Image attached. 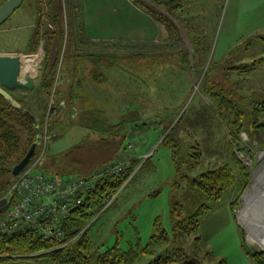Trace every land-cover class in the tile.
I'll return each instance as SVG.
<instances>
[{
    "label": "rangeland",
    "instance_id": "rangeland-1",
    "mask_svg": "<svg viewBox=\"0 0 264 264\" xmlns=\"http://www.w3.org/2000/svg\"><path fill=\"white\" fill-rule=\"evenodd\" d=\"M70 1L72 7L66 6L64 13L68 15V23L72 20V27L78 33L77 48L66 61L67 45H64L62 65L69 67L73 55L78 56L85 50L79 38L80 24L84 15L90 21V12L95 9L102 14L99 17L103 27L99 48L101 51L116 52L112 39L115 34L110 30L111 13L117 8L135 12L131 0ZM138 1L170 18L179 28L181 41H171L169 34L167 37L166 34L160 35L161 28L156 24L155 27L140 25V30H137L141 32L140 35L147 37L150 30L156 42L147 43V39L139 41V38L133 41L150 45L143 49L132 48L128 43L133 42H121L124 46L120 44V47L124 49L118 48L119 52L126 51L121 54L123 61L120 65L126 69L97 67L88 63L86 78L82 85L77 86V93L86 98H77L72 104L64 101L60 108L59 103L54 101L55 94L50 96V115L48 112L45 119L47 136L39 144L36 156L45 145L46 154L53 157L80 144L87 135L100 139V133L92 132L91 125L84 123L86 120L91 123L93 117L107 126L123 122L124 128L117 138L121 140L125 137L126 147L118 160L135 159L141 163L133 174L136 177L119 192L110 208L100 213L90 227L89 233L95 244L105 249L119 242L125 251L131 247L141 251L151 241L155 222L159 219L169 233L171 243L154 246L155 256L168 255L181 248L188 255L197 257L202 264H256L243 247V239L252 248L255 245L250 240V229L240 217V211L246 191L252 186L255 175L264 163V63L260 62L264 58V0H186L185 8L179 12L190 11L199 5L212 11L213 15L208 26H198L197 20L191 18L192 14L188 13L184 18L180 15L182 19L191 18L190 25L196 30L199 40L202 37L204 41L196 49L180 20L149 0ZM36 20L35 11L27 1L24 2L0 26V51H14L10 55H20L23 59V77H31L38 87L44 74L46 56L42 37L35 53L28 50ZM247 28L252 31L247 32ZM144 29L147 30L145 36ZM69 39L70 35L67 34L65 40ZM161 46H164L163 49ZM182 50L192 55L187 64L183 61ZM133 52L143 53V57L134 58ZM152 52L160 54L156 57L150 54ZM28 55H37L34 76L25 71L24 58ZM253 63L256 66L246 73L231 69ZM98 73L106 75L107 79L96 82L93 77ZM69 75L71 71L64 77ZM209 80L220 85L225 93L228 92L226 96L245 115L244 129L238 137L229 126L234 117H230L229 122L225 120L217 105L208 97ZM56 90L57 87L54 93ZM86 92L90 95H86ZM17 96L28 98L29 106L42 117L35 89H27ZM51 114H54V120L63 122L62 127L65 129L57 130L53 136L48 132ZM173 127L174 135L180 138L181 157L190 158L191 155L190 163L199 153L190 171L191 178L229 163L240 179L235 158L245 167L249 176V183L243 190L239 191L240 186L237 185L222 200L209 203L211 212L202 219L198 231L179 237H175L171 222L176 166L170 147L161 144L162 138ZM21 136L24 138V135ZM46 154L43 156V166L49 163ZM19 155L15 156L14 161ZM147 160L146 166L140 168ZM234 201L236 205L232 204ZM17 258L11 264H37L28 255ZM152 260V256L141 254L139 262L145 264Z\"/></svg>",
    "mask_w": 264,
    "mask_h": 264
},
{
    "label": "trees",
    "instance_id": "trees-1",
    "mask_svg": "<svg viewBox=\"0 0 264 264\" xmlns=\"http://www.w3.org/2000/svg\"><path fill=\"white\" fill-rule=\"evenodd\" d=\"M5 1L0 0V5ZM26 1L37 15L36 25L28 46L29 52L35 53L41 37L44 39L46 56L44 74L39 86L35 89L36 101L38 109L42 112V117H39L33 108L29 106L28 98L15 96V100L19 103V105H15L0 92V197H3L12 185L15 178L12 174L14 166L23 159L39 137H41L40 144L47 136L45 119L50 110L48 107L50 96L55 94L54 101L59 105L64 101L72 104L77 98H84L85 96H80L77 93V86L82 85L85 80L88 63L97 67L110 69L121 67L126 69V67L120 65L123 61L121 53L110 51L93 53L83 50L79 53V57L73 55L69 67L68 65H62L64 45H67L66 61L74 53V49L77 48L78 33L72 27L74 26L72 20L68 23V15L64 13L66 6L67 8L68 6L72 7L71 1L24 0V2ZM149 1L180 20L182 28L189 35L195 49L200 44H204L202 37L199 40L196 30L190 25L191 18L182 19L177 13L183 8V1ZM131 2L134 6L141 8L155 20L162 23L168 30L171 41H181L179 28L170 18L140 3L138 0H131ZM67 34L70 35L69 41L65 40ZM79 38L82 42L81 33ZM128 44L135 49L150 46L143 42ZM129 45H126V47ZM161 47L163 49L164 46ZM181 52L183 61L186 64L190 62L192 55L189 51L182 50ZM133 53L134 58L143 57V53ZM150 54L157 57L160 52ZM260 62L264 63V58ZM255 66V63L252 65L242 64L231 69L246 73ZM68 68L71 75L64 77L66 73H70ZM101 75V73H98L93 79L96 82L105 81L107 79L106 75H102L103 78L100 77ZM66 84H69V86L67 87ZM56 87L57 90L54 93ZM207 90L208 97L217 105L225 120L229 122V118L234 117L229 126L232 133L238 137L244 129L245 115L233 105V102L226 96L228 92L225 93L220 85L211 83L209 80ZM61 107L62 105H60ZM26 111L33 114L35 120ZM53 116L54 114H51V126L48 131L52 136L59 129L61 131L65 130L62 127L63 122L59 119L54 120ZM78 122L81 123V121ZM84 123L91 125L92 132L100 133V139L96 140L87 135L80 144L60 154L51 157L47 153L49 163L44 165L41 170L50 178L61 181L71 177H87L94 171L104 169L113 161L120 159L126 147V138L118 140L117 136L124 128V123L120 122L113 126H107L96 117L91 118V123L87 120ZM169 127H166V131ZM174 127L162 138L161 144L170 147L176 166V180L171 196V222L175 237H179L191 231H198L202 219L211 212L212 208L209 203L222 200L225 194L237 185L240 186L239 191L243 190L249 183V176L245 167L235 158V163L238 165L240 172V179H238L236 172L229 163H223L218 168L207 170L191 178L190 171L194 168L199 153L197 157H193L195 160L190 163L191 155H189L190 158L181 157L180 138L174 135ZM21 134L24 135V138ZM110 136L113 137L110 138ZM38 146L35 156L38 154ZM18 154H20L18 159L14 161L15 156ZM50 157L53 159L52 163ZM148 161H145L140 168H144ZM140 163V161L133 159L126 170L109 173L96 181L94 187L84 195L82 203L74 206L68 216L61 222L64 234L63 242L66 243L64 246H60L63 242L59 244L55 239L44 234L43 222L39 220L24 222L18 229L0 233V264H11L12 261L18 260L17 256L23 257L24 255L34 258L37 264H143L139 262L141 254L153 257L152 261L145 264H202L197 257L188 255L181 248L168 255L155 256L154 246L171 243L169 233L163 228L159 219L155 222L151 241L141 251L135 247L125 251L121 248L119 242L105 249H101V246L95 244L94 238L89 233L90 227L100 213H104L110 208L112 203L106 207L107 203L113 197L115 200L119 192L136 177L133 174H135V170ZM186 171L188 172L186 173ZM232 204L236 205V202L234 201ZM243 247L256 264H264V251L252 248L245 242V239H243Z\"/></svg>",
    "mask_w": 264,
    "mask_h": 264
},
{
    "label": "built area",
    "instance_id": "built-area-1",
    "mask_svg": "<svg viewBox=\"0 0 264 264\" xmlns=\"http://www.w3.org/2000/svg\"><path fill=\"white\" fill-rule=\"evenodd\" d=\"M45 145L38 156H34L25 169L13 180L9 191L0 197L8 199L7 206L0 211V233L18 229L24 222H43V232L57 243L64 241L61 222L74 206L82 203L86 192L96 181L109 173L126 170L131 161L112 162L108 167L94 171L87 177H71L57 181L42 172ZM114 197L107 203H112ZM63 242L60 246H64Z\"/></svg>",
    "mask_w": 264,
    "mask_h": 264
},
{
    "label": "crops",
    "instance_id": "crops-1",
    "mask_svg": "<svg viewBox=\"0 0 264 264\" xmlns=\"http://www.w3.org/2000/svg\"><path fill=\"white\" fill-rule=\"evenodd\" d=\"M183 1V8H185V4H186V0H182ZM133 5V3H132ZM134 6V5H133ZM134 11L135 12H131L130 10H119L118 8L113 11L111 13L112 16V24L110 25L111 28L110 30L115 34L113 35L112 39L115 42V49L117 53H124L126 50H118V48H123L120 47V44H122L121 42H133V41H137V38H139L138 40H143L145 41L147 39V43L151 42V41H155L156 42V38H152L151 36V31L149 36H145L147 30H145L144 35L145 37H142L140 35L141 32H138L137 30H140V25L145 26L148 25L149 27H151L153 25V27H155L157 25V27H160V35H164L166 34V37L168 36V31L166 29V27L158 22L157 20H155L150 14H148L147 12H145L144 10H142L141 8H138L136 6H134ZM179 15L182 16V18L188 16V13L191 15V18H194L197 20L198 22V26L204 24V26H208V23L211 22V17L212 15V11H208L205 8H203L202 6H194L190 11H185L183 13L178 12ZM100 16H102V14L97 13V9H95L94 11L90 12V21L87 20L86 16L84 15L83 20L80 24V33L82 35V42L81 46H83L85 48L86 51H90V52H97V51H101L100 50V40L102 36V30L103 27L100 25ZM207 23V24H205ZM156 24V25H155ZM210 25V24H209ZM139 26V27H138ZM201 26V27H202ZM107 29H109V27H105ZM252 31L250 28H247V32ZM159 41V40H158ZM146 43V42H145ZM210 43H209V47H210ZM226 44L223 45V47ZM122 46H124V44H122ZM217 47V46H216ZM124 49V48H123ZM14 51H0V54H12ZM224 53V52H223ZM130 62V61H129ZM24 76V75H23ZM86 78V77H85ZM19 90H24V91H19ZM25 90L27 89H23V88H17L14 89L12 91H9V93H11V95L13 97H18L17 95L19 93L25 92ZM90 92V91H89ZM86 95H90V93L86 92Z\"/></svg>",
    "mask_w": 264,
    "mask_h": 264
},
{
    "label": "water",
    "instance_id": "water-1",
    "mask_svg": "<svg viewBox=\"0 0 264 264\" xmlns=\"http://www.w3.org/2000/svg\"><path fill=\"white\" fill-rule=\"evenodd\" d=\"M23 3L24 0H6L2 5H0V26L12 17V15L23 5ZM17 88L34 90L37 88V85L31 77H23V59L20 55L0 54V92L15 105H19V103L15 100L11 93H9V91ZM26 112L33 120H35L33 114L28 111ZM40 140L41 137H39L38 141L31 146L23 159L14 166L12 174L15 177H17L25 169L35 156ZM7 203L8 199L6 198L0 201V211L7 206ZM254 249L264 251V249L256 246H254Z\"/></svg>",
    "mask_w": 264,
    "mask_h": 264
},
{
    "label": "bare ground",
    "instance_id": "bare-ground-1",
    "mask_svg": "<svg viewBox=\"0 0 264 264\" xmlns=\"http://www.w3.org/2000/svg\"><path fill=\"white\" fill-rule=\"evenodd\" d=\"M36 60L37 55H28L24 58L25 71L30 75L36 74L34 67ZM240 217L250 229V240L253 243L250 242L264 249V163L255 175L252 186L246 191Z\"/></svg>",
    "mask_w": 264,
    "mask_h": 264
}]
</instances>
